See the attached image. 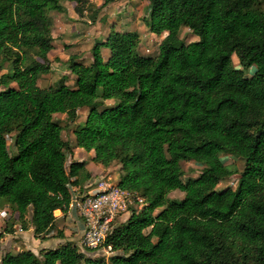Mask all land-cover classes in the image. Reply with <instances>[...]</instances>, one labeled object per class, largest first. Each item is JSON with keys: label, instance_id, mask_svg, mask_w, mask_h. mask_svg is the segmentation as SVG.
<instances>
[{"label": "trees", "instance_id": "16d2710c", "mask_svg": "<svg viewBox=\"0 0 264 264\" xmlns=\"http://www.w3.org/2000/svg\"><path fill=\"white\" fill-rule=\"evenodd\" d=\"M64 1L78 13L88 3L0 0V213L12 207L26 228L32 209L42 236L55 211H68L72 186L85 188L92 174L85 160L68 165L73 146L55 115L74 121L89 109L76 146L103 167L122 165L119 185L147 204L107 236L115 255L66 243L44 251L41 264H264V0H145L150 31L167 32L156 56L141 54L138 32L112 31L95 41L90 63L70 55L73 85L62 77L42 87L52 71L50 12H66ZM184 27L198 40L185 43ZM106 100L114 106L100 109ZM222 154L242 159V170ZM184 161L204 165L200 176L184 182ZM234 174L236 188L218 190ZM174 190L183 199H171ZM0 264L40 261L23 250Z\"/></svg>", "mask_w": 264, "mask_h": 264}, {"label": "rangeland", "instance_id": "374dc122", "mask_svg": "<svg viewBox=\"0 0 264 264\" xmlns=\"http://www.w3.org/2000/svg\"><path fill=\"white\" fill-rule=\"evenodd\" d=\"M146 3L148 2L144 0H109L108 2H106V0H88L83 12L78 13L76 11V2L64 1L63 4L67 9L66 12L52 10L50 15L54 20V49L49 55L52 71L42 75L39 80V85L42 87L54 85L62 77H66L67 84L73 85L74 78L68 68V59L70 55L78 54L80 60L89 63L90 57H92L91 49L95 41L105 37L106 30H110V32L119 31L120 28H116V21L119 25L122 24L123 29H126V24L128 21L134 19V15L136 17V24L139 22V24L144 25L145 30H148L142 33L143 41L142 44H140L139 51L146 56H156L159 53V45L167 35V32L162 35H156L150 31L149 26L143 20V17L149 14V6ZM73 33H77L78 35L75 34L73 36ZM98 34H102L100 38H96ZM180 38L187 44L198 40V37L187 27L182 28ZM107 50L110 52L109 48H107ZM232 58L236 68L241 69L242 67L236 54H234ZM255 69L256 67H252L247 70L246 75H253ZM1 89H3V87H0V90ZM99 105L100 109L113 107L114 100L100 101ZM88 111L89 109L80 110L78 118L74 121L69 120L66 114L55 115V120L60 121L64 126L63 138L73 144L74 148L76 147V145H74L76 144L74 130L79 125L85 123ZM7 138L9 144H12V137L9 135ZM82 152V155L80 153L77 154V160H85L84 157L88 156L86 151ZM221 159L226 165L236 171H240L243 168L242 159L236 155L222 154ZM74 160H76L74 155H69L68 165ZM121 168L122 165L120 164H112L110 169L105 172L104 177L111 174L114 179L119 182L122 174ZM182 168L184 170L182 179L184 182H187L189 179L199 177L203 171L204 165L194 161H184L182 162ZM238 179L239 174H234L221 181L218 184V190H224L229 187L236 188ZM99 180L92 184L91 187L83 189L88 191L94 188ZM184 195V192L174 190L169 194V197L171 199L181 200ZM142 207L143 206H140L139 209ZM156 212L158 213V211ZM131 213L130 210L129 212L119 214L116 219V224L127 222ZM55 215L58 216L55 225L47 234L38 236L35 233V227L32 222V209L28 211L25 228L18 213L12 207L8 205L5 206L0 213V256L3 257L7 252L17 254L23 250H31L37 254L41 264L43 262L42 256L44 251L59 248L66 243L74 244L80 251L94 258H109L116 254V251L113 253L103 250L92 251L82 245L84 228L79 225L80 217L75 210L69 209L67 212L59 211L57 213L55 211ZM147 232H149V230Z\"/></svg>", "mask_w": 264, "mask_h": 264}, {"label": "built area", "instance_id": "2783aa9c", "mask_svg": "<svg viewBox=\"0 0 264 264\" xmlns=\"http://www.w3.org/2000/svg\"><path fill=\"white\" fill-rule=\"evenodd\" d=\"M72 191L69 209L75 210L84 224L81 243L92 251L115 252L113 247L106 246L105 242L116 224L117 216L130 210L139 212L147 204L144 196L123 189L111 174L100 179L97 185L88 191L74 186ZM140 206L143 207L139 209ZM57 211L62 212L60 209Z\"/></svg>", "mask_w": 264, "mask_h": 264}, {"label": "crops", "instance_id": "0c3cea01", "mask_svg": "<svg viewBox=\"0 0 264 264\" xmlns=\"http://www.w3.org/2000/svg\"><path fill=\"white\" fill-rule=\"evenodd\" d=\"M146 4H148V3H146ZM135 19H136V17L134 15V19L132 20L133 22L132 21H128V23L126 24V29H123L122 28V24L119 25L117 23V21H116V24H117L116 28H120L119 31H136V32H138L141 35V44H142V41H143L142 40V33L146 32L148 30H145L143 24H139V22H138V24H136ZM103 31H105V30H103ZM109 32H110V30H106V36L101 39L102 41L106 40ZM75 34L78 35L77 33H73L72 35L74 36ZM101 35L98 34V36H96V38H98V37L100 38ZM94 41H95V39H94ZM102 54H103L104 58H106V59L110 56V52H108L107 48H105V47L102 48ZM91 61H92V57H90V62ZM71 75L73 76V78L75 80V75H73V74H71ZM74 145H76V144H74ZM72 146H73V144H72ZM73 150H74V157H75L76 160H77V154L80 153L82 155L83 154L82 151H85L84 149H82L80 147H77V146L75 148L73 147ZM87 153H88V156H85L84 159L87 162V169L91 172L92 178L86 183L85 186L86 187H91L92 184L96 183L97 180H99L100 178L104 177L105 172L108 171V169H110V167H103L102 165L95 163L92 160V157H93L94 153L93 152H87ZM78 160L81 161L82 159H78ZM79 222H80L79 225L82 226L83 228H85L84 224L81 222V219L79 220Z\"/></svg>", "mask_w": 264, "mask_h": 264}, {"label": "bare ground", "instance_id": "6f19581e", "mask_svg": "<svg viewBox=\"0 0 264 264\" xmlns=\"http://www.w3.org/2000/svg\"><path fill=\"white\" fill-rule=\"evenodd\" d=\"M59 212V211H56V213Z\"/></svg>", "mask_w": 264, "mask_h": 264}]
</instances>
